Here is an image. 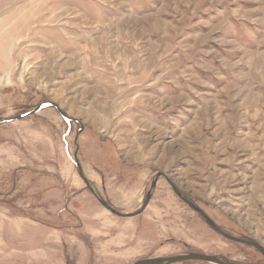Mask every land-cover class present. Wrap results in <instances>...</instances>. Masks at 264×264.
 <instances>
[{
  "label": "rangeland",
  "instance_id": "1",
  "mask_svg": "<svg viewBox=\"0 0 264 264\" xmlns=\"http://www.w3.org/2000/svg\"><path fill=\"white\" fill-rule=\"evenodd\" d=\"M46 102L0 124V264H264L171 186L264 248V0H0V117ZM75 158L127 214L165 177L120 218Z\"/></svg>",
  "mask_w": 264,
  "mask_h": 264
},
{
  "label": "water",
  "instance_id": "2",
  "mask_svg": "<svg viewBox=\"0 0 264 264\" xmlns=\"http://www.w3.org/2000/svg\"><path fill=\"white\" fill-rule=\"evenodd\" d=\"M48 108L56 109L59 112V114L61 115V117L63 118L62 120H64L68 124L73 121V119H70L68 116H66V114L63 111H61V109L59 107H57L56 104H53L52 102H46V103L40 104L38 107H35L34 110L27 112L25 114H22V115L14 116L11 118L0 117V124L13 123V122H17L20 120H24V119H27V118L32 117L34 115H37L41 111L48 109ZM82 130H83V128L76 135V141L74 143L76 145V150H78V140L77 139L79 137V134H81ZM75 164H76V168L78 170V174L82 180L81 182H84L86 188L91 192V194L95 197V199L101 204V206H103L108 211V213L110 212L111 214L118 216L120 218H132V217H135V216L142 214L149 205L148 203L150 202V200L153 196V193L155 191V188L157 186V182H158L159 178L165 177L164 174H158L155 178H153L154 180L152 182L151 188H150V190H148V194H147L141 208L137 212H135L134 214L133 213L127 214V213H123V212L117 210L116 208H114L113 206H111L102 197V195L99 194V192L95 188V186L86 177V175L82 169V166L80 165L77 158H75ZM171 186L173 188L172 190L175 191V193L183 201V203L187 204L193 211H195L196 215H199L200 218L208 225V227H210L214 232H216L217 234L222 236V239L224 238V239H227L229 241L239 243V244H243V245H246L248 247L254 248V250H257L261 254V256L264 257V248L261 245H259L258 243L254 242V241L235 237L234 235H231V234L223 231L218 225L215 224V222L197 204H195L191 200L187 199L179 190H177V188L174 185L171 184ZM182 262H198V263L200 262L203 264H236L235 262H229L227 260H221L220 257H218V256L205 255V254L193 253V252H186V253L184 252V253H179L176 255L173 254L170 257H159V258L144 259V260H139L133 264H177V263H182ZM237 264H241V263H237Z\"/></svg>",
  "mask_w": 264,
  "mask_h": 264
},
{
  "label": "trees",
  "instance_id": "3",
  "mask_svg": "<svg viewBox=\"0 0 264 264\" xmlns=\"http://www.w3.org/2000/svg\"><path fill=\"white\" fill-rule=\"evenodd\" d=\"M242 239H243V238H242ZM256 251H257V250H256ZM220 259H221V260H226V259H224V258H222V257H220Z\"/></svg>",
  "mask_w": 264,
  "mask_h": 264
},
{
  "label": "crops",
  "instance_id": "4",
  "mask_svg": "<svg viewBox=\"0 0 264 264\" xmlns=\"http://www.w3.org/2000/svg\"><path fill=\"white\" fill-rule=\"evenodd\" d=\"M9 221V220H8ZM6 222V221H5ZM7 223H9V222H7ZM5 225V224H4Z\"/></svg>",
  "mask_w": 264,
  "mask_h": 264
}]
</instances>
